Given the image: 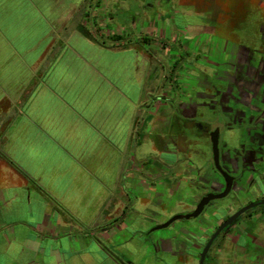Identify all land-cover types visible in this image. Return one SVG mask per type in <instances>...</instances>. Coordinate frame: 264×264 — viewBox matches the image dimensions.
I'll return each mask as SVG.
<instances>
[{
  "label": "crops",
  "instance_id": "0c3cea01",
  "mask_svg": "<svg viewBox=\"0 0 264 264\" xmlns=\"http://www.w3.org/2000/svg\"><path fill=\"white\" fill-rule=\"evenodd\" d=\"M35 1L0 0V264H135L141 254L129 248L128 234L145 230L142 208L158 196L182 199L165 158L173 135L148 137L163 121L155 106H167V98L157 94L147 104L144 97L145 30H138L137 46L128 37L99 39L92 32L98 21L85 26L98 14L85 15L84 0H67L54 15ZM20 2L24 14L6 20L10 10L1 7L17 10ZM104 52L131 58L118 71L131 79L117 85L110 65L100 63ZM161 68L152 73L155 82L168 79ZM174 228L179 248L164 249ZM191 228L153 227L155 244L146 238L138 249H172V262L186 250L199 256L208 227L192 233L189 246Z\"/></svg>",
  "mask_w": 264,
  "mask_h": 264
},
{
  "label": "rangeland",
  "instance_id": "374dc122",
  "mask_svg": "<svg viewBox=\"0 0 264 264\" xmlns=\"http://www.w3.org/2000/svg\"><path fill=\"white\" fill-rule=\"evenodd\" d=\"M77 1L81 2L82 0ZM91 1L94 0H84V4L81 7L85 15L98 14L94 19L92 17H89V19L84 18L85 26L89 29L93 21H98L92 31L97 38L111 40L106 33L115 31L123 34L126 38L128 37L132 41L133 46H137L139 36L146 35L147 40L144 42V48L149 53L152 52V57H149L150 60L148 59L149 77L145 83L147 94L145 93L144 97L147 98V104L151 103V98L157 94L167 99L173 97L174 92L178 91V88H182L183 74L190 70L196 54L199 55L198 59L201 62H204L205 59H210L208 49L211 45H219L222 41V44L225 45L246 46L252 51H264V43H260L256 39V36H258L257 30L262 23V19H264V0H218L219 3H223V11L220 12L223 16L219 21L214 20L212 16L210 17L211 9L208 5H204V0H171L168 5L160 4L158 6L152 5L153 0H112L113 2L101 0L97 9L94 8V3L90 4ZM35 3L38 4L37 7L50 15L56 14L59 8L62 9L68 5L67 0H36ZM74 3L78 5L75 1ZM26 6V4L20 2L17 10L15 8L11 10L10 4L1 7L5 8V11L10 10L6 16L7 19L6 17L3 19H10L9 21L11 22L14 18H19V13L24 14L23 9ZM154 13H158L162 19L149 18ZM2 16L3 13H0V17ZM143 16L144 21L140 22L139 20L143 19ZM135 19L139 23L135 24ZM195 25L197 28L199 26L198 29L200 31L191 35L193 33L192 28ZM170 26H175L176 29L170 31L169 36L164 38V42L161 43L164 35H161V38L155 36L158 31H153L154 28L157 30L161 27L164 30L167 29L166 27L169 29ZM139 29L145 31L140 35ZM196 45H200L199 51ZM174 60L177 61L175 69L173 67ZM100 61V63L107 62L106 65H110V70L107 69V72L109 71L110 77L115 74L117 85H121L131 79L128 78L132 77L131 73H118L120 66L131 63V58L119 60L118 55L115 53L113 55L112 52H104L100 56ZM158 63L163 67V69L161 68L163 74L168 79L158 78L156 81L159 82H155L152 73L155 72V67ZM156 83H158V88ZM135 95L132 94L133 97ZM155 109L158 111L156 114H164L160 116L163 121L156 123L154 125L155 128H152L153 130L149 128L151 131L149 130L148 137L152 138L154 135L163 137L167 134L178 136V152L174 156L178 158V162L173 165L172 172L175 171L176 183H180L178 193H180L182 199L178 201L177 196L151 198V202L147 206L145 205V209L142 208V211L144 210L142 215L145 217L143 222L145 230H142V235L139 233L128 234L130 236L128 245L132 250L135 248L136 253L141 254L139 257L136 255L133 261L135 264H198L199 256L195 253L196 249L195 251L186 250L177 254L174 262L171 261L172 256L169 253L152 251L151 249L145 251L138 249L140 247L139 242L143 239L147 238L148 242L149 240L152 242L149 230L152 228L154 221L156 223L165 222L181 210H183L180 212L182 216L175 219L171 226L176 228L188 226L199 230L203 229V224L197 222L195 218H186L184 215L192 207L189 201L193 187L190 186L191 184L189 185L187 179L195 176L194 173L198 166H203L205 162L207 163L208 144L205 142L204 135L207 127H203L201 124V127L198 124L194 126L192 121H190L189 125H185V121L182 119L179 120L171 114L168 115L167 112L171 110L170 105H156ZM146 147L148 149L147 157L153 155L149 149V142ZM162 156L165 157L163 154ZM186 164L190 165L186 166ZM130 198V203H133L135 199ZM240 200H242L240 197L236 198L229 194L215 199L214 204L237 205ZM239 225L241 226L234 228L236 231H230L226 235L220 234L215 239L209 249L205 264H264V211L257 218L243 221ZM168 229L166 228L165 230ZM124 232H128V230L126 229ZM204 233L207 236L210 233L209 229ZM239 234H241V237H239ZM114 238L119 241L121 234H117ZM200 241L201 243L204 242L203 239ZM197 253L199 252L197 251Z\"/></svg>",
  "mask_w": 264,
  "mask_h": 264
},
{
  "label": "flooded vegetation",
  "instance_id": "af4514ba",
  "mask_svg": "<svg viewBox=\"0 0 264 264\" xmlns=\"http://www.w3.org/2000/svg\"><path fill=\"white\" fill-rule=\"evenodd\" d=\"M109 1L112 0H106ZM204 1V5H208L211 9L210 17L219 21L223 16L220 13L223 11V3H219L218 0ZM94 2L100 4L101 0ZM169 2L171 0H153L152 5H168ZM151 17L155 20L162 19L158 13L151 14L149 18ZM141 20L144 21V16ZM166 28L163 30L160 27L156 30L157 37L161 38V35H164L161 43L169 36L170 31L176 29L175 26ZM196 28V25L192 28L191 35L200 31L199 26ZM257 31L256 39L264 43V19ZM220 43L209 47L210 59H205L204 62H201L198 59L199 55L196 54L190 70L183 74L182 88H178L174 96L165 101L167 106H171L168 115L182 119L185 125H189L192 121L194 126L201 124L207 127V131L204 132L205 142L208 144L207 163L198 166L195 176L187 179L189 185L193 187L190 197L193 207L187 214L196 208L203 196L224 194L209 199L200 214L194 217L197 222L203 224L202 227H208L210 232L204 236L203 246L217 227L240 208L255 204L221 229L212 244L220 234L226 235L230 231H236L234 228L240 227L239 224L243 221L255 219L264 211V203H262L264 202V51H252L246 46L225 45L222 41ZM199 47L200 45H196L197 50ZM149 57H152V52L149 53ZM174 63L177 64V61L174 60ZM172 140L173 146L166 152L165 158L174 165L178 162V158L174 157L178 152V136L174 134ZM173 165H170L169 176L175 175V171L172 172ZM229 194L242 200L237 205L214 204L215 199ZM178 215L182 216V214ZM163 223L156 224L152 228ZM171 223L164 228H171ZM171 230L173 232L171 240L169 239V244L164 249L170 246L178 250L179 247L175 242L179 232L175 228ZM198 231L199 229L192 227L189 232L192 235ZM191 235L187 241L189 246L196 238L192 235L191 240ZM151 243L155 244L154 241ZM172 249L166 253L175 256Z\"/></svg>",
  "mask_w": 264,
  "mask_h": 264
},
{
  "label": "water",
  "instance_id": "95a60500",
  "mask_svg": "<svg viewBox=\"0 0 264 264\" xmlns=\"http://www.w3.org/2000/svg\"><path fill=\"white\" fill-rule=\"evenodd\" d=\"M223 194L224 193L217 194V195L208 194V195L203 196L201 198V200L198 202L196 208L192 212H190L188 214H185L184 216L186 218H194V217H196L197 215L200 214V212L202 211L205 203L209 199H212V198H215V197H220ZM262 203H264V202H262ZM253 205H255V204H249L247 206H244V207L240 208L238 211H236L234 214H232L230 217H228L224 222H222V224H220L217 227V229L215 230V232L212 234V236L208 239V241L203 246V248H202V250L200 252V255H199L198 264H203L204 263V260L206 258L207 252H208V250L211 247L212 241H213L214 237L219 233V231L221 229H223L224 227H226L227 225L231 224L238 217L239 214H241L243 211H245L246 209H248L249 207H251ZM178 217H181V215H178V214L173 215L166 222H164L161 225L156 226L155 228H164V227L168 226L172 221H174L175 219H177Z\"/></svg>",
  "mask_w": 264,
  "mask_h": 264
},
{
  "label": "trees",
  "instance_id": "16d2710c",
  "mask_svg": "<svg viewBox=\"0 0 264 264\" xmlns=\"http://www.w3.org/2000/svg\"><path fill=\"white\" fill-rule=\"evenodd\" d=\"M83 31H84V33H85L86 35L91 36L90 33H89L87 30L84 29ZM108 38H110L112 41H118V42L126 41V39H127L123 34H120V33H113V34L109 35ZM173 67H174V69H175V67H176V64H175V63H174V65H173ZM174 69H173V70H174ZM30 182H31L32 185L38 187L39 189H42V188L37 184V182H35V181H33V180H31ZM207 255H208V254H207ZM204 264H205V260H204Z\"/></svg>",
  "mask_w": 264,
  "mask_h": 264
}]
</instances>
